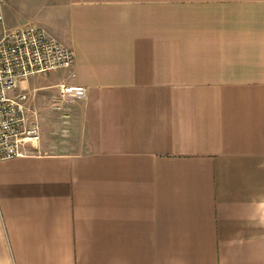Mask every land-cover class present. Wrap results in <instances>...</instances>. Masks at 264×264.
Here are the masks:
<instances>
[{"label": "crops", "instance_id": "1", "mask_svg": "<svg viewBox=\"0 0 264 264\" xmlns=\"http://www.w3.org/2000/svg\"><path fill=\"white\" fill-rule=\"evenodd\" d=\"M74 65L21 81L0 264H264V0H0ZM84 87L57 100L60 85ZM60 98V96H59Z\"/></svg>", "mask_w": 264, "mask_h": 264}, {"label": "built area", "instance_id": "2", "mask_svg": "<svg viewBox=\"0 0 264 264\" xmlns=\"http://www.w3.org/2000/svg\"><path fill=\"white\" fill-rule=\"evenodd\" d=\"M0 16V21H1ZM74 51L47 33L29 24L6 29L0 35V161L27 155L28 146L40 141L37 111L23 92H16L21 81L34 74H45L74 65ZM62 100L85 95L84 87L62 84Z\"/></svg>", "mask_w": 264, "mask_h": 264}, {"label": "rangeland", "instance_id": "3", "mask_svg": "<svg viewBox=\"0 0 264 264\" xmlns=\"http://www.w3.org/2000/svg\"><path fill=\"white\" fill-rule=\"evenodd\" d=\"M59 96H60V94L58 95V98L55 99V101H57V100H62V99H61V96H60V98H59Z\"/></svg>", "mask_w": 264, "mask_h": 264}]
</instances>
